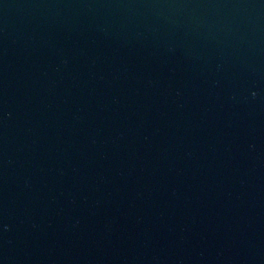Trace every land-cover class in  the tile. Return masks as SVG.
I'll return each instance as SVG.
<instances>
[{
	"label": "water",
	"instance_id": "water-1",
	"mask_svg": "<svg viewBox=\"0 0 264 264\" xmlns=\"http://www.w3.org/2000/svg\"><path fill=\"white\" fill-rule=\"evenodd\" d=\"M0 264H264V0H0Z\"/></svg>",
	"mask_w": 264,
	"mask_h": 264
}]
</instances>
